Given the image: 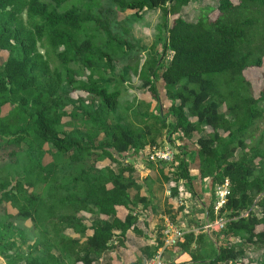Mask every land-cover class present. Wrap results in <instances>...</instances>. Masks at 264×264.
Wrapping results in <instances>:
<instances>
[{"label": "trees", "instance_id": "obj_1", "mask_svg": "<svg viewBox=\"0 0 264 264\" xmlns=\"http://www.w3.org/2000/svg\"><path fill=\"white\" fill-rule=\"evenodd\" d=\"M106 1V14L128 10L137 19L160 11L154 44L142 59L124 38L128 30L102 19L104 0H0V53L6 54L0 66V258L5 264H95L124 247L128 232L141 234L136 209L150 201L140 195L133 167L120 159L156 146L165 125L150 114L143 129L133 128L120 92L109 89L134 77L155 99L153 80L162 70L172 133L194 140L212 193L224 179L231 188L219 211L227 222L214 241L191 232L170 250L191 264H264V131L255 136L264 122V85L256 98L243 75L262 66L264 0H218L215 10L201 8L194 23L181 16L193 0ZM105 159L115 169L97 166ZM165 175L176 198L177 183L191 180L183 157ZM213 204L214 197L209 221ZM163 231L141 250L147 259L162 246ZM248 249L260 257L249 258Z\"/></svg>", "mask_w": 264, "mask_h": 264}, {"label": "crops", "instance_id": "obj_2", "mask_svg": "<svg viewBox=\"0 0 264 264\" xmlns=\"http://www.w3.org/2000/svg\"><path fill=\"white\" fill-rule=\"evenodd\" d=\"M161 72L162 70L158 71L153 80L155 99L139 88L140 83L135 78L136 85L134 86L138 87V92L132 91L136 94L140 93V96H131V93L127 92V85L129 84L127 82L122 85L126 92L123 91L124 93L120 96L121 101L122 98L127 100H123L124 104L119 101L124 108L128 109L126 119L133 128L143 129L146 125L147 115L150 114L157 116L164 123L165 129L156 136V146L171 145L177 147L179 154L182 153V157L187 162V170L191 180L188 183L179 181L177 183L178 197L171 196L169 181L166 182L163 178L166 176L167 169L164 166L151 164L146 160L143 149L147 146L142 150H130L126 153L120 160L133 167V177L141 186L140 195L146 196L150 204L146 207L139 204L136 209V226L141 234L134 235L128 232L125 236L124 247L117 248L115 252L102 254L95 264H133L136 261L145 264L147 257L141 254V250L145 247L154 246L160 229L169 222L183 229L186 234L193 232L196 236L199 233H204L200 231V228L206 220L207 210L212 202V181L210 178L201 177L198 147L191 137L183 139L174 137L170 140L173 132L170 125L175 123V119L168 113L171 104L167 99L165 85L160 77ZM110 82L113 86V80ZM148 123H152V121ZM159 125L160 123L156 122L154 126ZM177 162H179V157ZM97 166L99 168L111 166L115 169V164L110 163L108 159L99 162ZM161 167H163L162 170H159ZM135 193L131 190L129 192L130 197H133ZM209 238L213 239L214 237ZM194 247L193 245L192 249ZM163 261L164 264H191L186 254L174 253L170 249L164 251ZM0 263L5 264L3 259Z\"/></svg>", "mask_w": 264, "mask_h": 264}, {"label": "rangeland", "instance_id": "obj_3", "mask_svg": "<svg viewBox=\"0 0 264 264\" xmlns=\"http://www.w3.org/2000/svg\"><path fill=\"white\" fill-rule=\"evenodd\" d=\"M107 1L104 0V2L102 3V10H101V17L102 19L104 18H110V19H115L116 21L120 22L121 26L119 27V31L122 32L123 29H127L128 33L125 34L124 38L129 41V43H131L132 47L135 49V51L137 52V54H139L140 58L144 57V53L143 50L145 52V50L151 48V46L154 44L156 35H157V29L156 26L160 23L161 21V14L160 11L155 10V11H144L141 12L138 16V18H132V11H125V12H116L113 8V10L110 11L109 14H106L107 8L109 7L106 3ZM232 2L234 4L237 3L236 0H232ZM218 4V0H193L191 1L186 7H184L181 10V16L188 22L190 23H194L199 15V11L201 8H211L213 10L216 9ZM113 13H115L114 17H110L113 15ZM216 11H213L209 14V18L211 20L215 19L216 17ZM108 18V19H109ZM174 17H171L170 20H173ZM132 38V39H130ZM160 48L158 47V50ZM143 55V56H142ZM169 55V54H168ZM6 54L4 53H0V66L3 64L4 60H5ZM142 59V58H141ZM166 59H168L166 57ZM122 65H118V68L115 70L116 74L118 75L119 73V68H122ZM263 74H264V58L262 60V66L260 68H250V69H246L243 72V75L245 77V79L251 84L252 87V93L254 97H258L260 91L263 88L264 85V81H263ZM111 77V76H110ZM108 78L107 81H112V78ZM129 84L127 85L128 87V91L129 93H131L132 95H137L140 96V93L134 92L135 90L138 92V87L134 86L136 85L135 83V78L131 77V80L128 82ZM116 88V90H118L120 92V96L126 92V90L121 86L117 85V86H113L111 89H109V91H111L112 89ZM134 90V91H132ZM124 91V92H123ZM73 98H77L78 93H71L70 95ZM123 100H127L125 98H122V104H124ZM119 101V102H120ZM264 108V104L262 105ZM70 110V109H69ZM7 111V108L3 109V114H5ZM69 121L68 118H64L63 119V123ZM261 131H264V122L261 123L259 125V129L255 132V136L256 138L259 137ZM166 146H170L173 147L171 145H165L163 147ZM3 156H0V159ZM177 157H179L181 159L182 157V153H178ZM50 161V158L47 156L45 159V162ZM7 207V211L9 213H15L9 205H6ZM261 230H264V227H260ZM66 235L68 236H72V237H77L75 234H73L71 231H66L65 232ZM213 237V236H212ZM216 237V236H215ZM215 237L213 239H215ZM25 248V247H24ZM23 248V249H24ZM247 256L249 258H252L254 261L260 257V252L254 250V249H248L246 252ZM2 259L0 258V261Z\"/></svg>", "mask_w": 264, "mask_h": 264}, {"label": "built area", "instance_id": "obj_4", "mask_svg": "<svg viewBox=\"0 0 264 264\" xmlns=\"http://www.w3.org/2000/svg\"><path fill=\"white\" fill-rule=\"evenodd\" d=\"M174 137L185 138L181 131L172 133L170 140ZM144 157L148 162L156 166H164L171 173L173 169L178 166L177 147H162V146H147L143 149ZM172 175H169L171 177ZM171 186V183L169 184ZM231 193L230 182L228 179H224L220 184L214 186L213 189V213L214 220H206L202 223L200 231L206 233L209 237L224 229L227 220L224 217L219 216V211L224 207L228 196ZM186 232L169 222L163 231L162 246L156 251L151 259H147L145 264H164L163 253L165 250L175 247L179 242L183 240ZM234 243H240L239 240H234Z\"/></svg>", "mask_w": 264, "mask_h": 264}]
</instances>
